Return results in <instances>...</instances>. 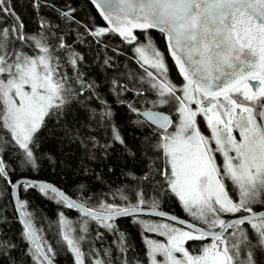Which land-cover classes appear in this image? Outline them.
I'll use <instances>...</instances> for the list:
<instances>
[{"label":"snow or ice","instance_id":"6c2138e0","mask_svg":"<svg viewBox=\"0 0 264 264\" xmlns=\"http://www.w3.org/2000/svg\"><path fill=\"white\" fill-rule=\"evenodd\" d=\"M89 3L106 26L82 23L70 5L57 8L48 0H30L38 27L29 32L14 6L0 0V183L12 189L26 242L21 261L13 255L17 245L0 235V264H55L56 249L36 227L18 188L51 194L81 214L76 226L59 214L60 238L73 264H259L258 255H264V0ZM43 8L55 12L63 27L39 15ZM70 24L77 25L74 43L84 44L90 37L99 45L115 35L133 46L142 73L120 74L116 68L108 83L117 102L136 115L135 125L147 129L135 151L100 95L101 86L82 70L85 56L66 39L64 29ZM153 29L163 35L183 77L179 86L168 77L165 55L149 35ZM137 31L144 34L143 41ZM112 61L105 56L103 65L113 69ZM123 93L148 102L147 93L153 97L151 106L141 111ZM91 103L96 107H89ZM163 106L167 109L156 110ZM198 118L210 135L201 131ZM93 126L110 135L100 137ZM46 131L81 148L88 160L107 158L119 144L126 154L141 159L142 174L125 173L132 177L131 186L110 188L99 196H90L88 185H78L79 199L50 183L13 181L10 154L35 169L40 136ZM81 171L87 175L92 169ZM165 195L177 198L191 221L161 210ZM118 217L131 218L143 233L163 239L142 233L144 250L138 253L120 232ZM90 223L114 235L113 245L103 247L104 232L99 230L90 239ZM96 242L99 248L92 246ZM189 242L200 243L189 247Z\"/></svg>","mask_w":264,"mask_h":264},{"label":"trees","instance_id":"16d2710c","mask_svg":"<svg viewBox=\"0 0 264 264\" xmlns=\"http://www.w3.org/2000/svg\"><path fill=\"white\" fill-rule=\"evenodd\" d=\"M48 2L54 3L57 8H65L70 5L76 9V19L82 23H95L97 26H106L97 14L94 6L89 3V0H48ZM9 5L14 6L15 12L23 20L26 30L29 32L36 31L37 14L30 6V0H8ZM39 15L47 17L49 20L61 23L56 20V13L50 8H43ZM68 33L66 39L69 43L73 44L81 54L85 56V62L82 70L86 71L91 79L97 81L100 87V95L108 101L111 105L113 112L115 113V123L120 129L121 135L124 136L128 147L133 151L136 150L137 145L143 139L144 134L147 133V129L139 128L135 125L134 121L136 115L128 111L126 104H120L117 102V97L109 90V79L113 75H117L116 68L120 70V74L126 72H133L137 76L142 73V69L136 64L134 59V53L132 51V45L123 43L121 38L115 35H109L103 38L102 44H96L90 37L86 38L87 42L79 44L73 42L75 40V34L77 30L76 24H70L69 28L64 29ZM83 28H79L80 32H83ZM137 36L140 39L144 36L143 33L137 31ZM149 35L152 37L153 42L159 46L163 53L167 57L168 65V77H172L173 81L183 80L175 73V68L172 66L170 59L167 56L165 45L160 37V33L155 30H150ZM108 45L107 48L104 45ZM113 49L118 51L114 52ZM105 56L113 58V64L115 68L109 69L103 65V59ZM122 82H127L122 80ZM132 88L134 85L129 84ZM147 101L144 98L137 97L134 93H123L122 98L127 102L137 104L140 109L144 107H150V101L152 96L145 94ZM139 101V103H137ZM89 107H96V104L91 103ZM158 109L166 110L167 106ZM83 123V119H81ZM51 127V124L49 125ZM99 132L100 137L104 139L108 138V135L104 131ZM99 138V137H98ZM62 138H53L51 132H43L40 136L39 147L37 148V155L39 160L38 166L34 169L31 166H25L23 168H17L18 164L23 165L16 158V154H10L7 162L9 169L12 172V179L15 180L19 177H28L37 180L49 181L74 199H79L78 185L86 184L91 188L90 196H99L101 193L107 194L109 189H115L117 187H125L132 185V177L125 175V173L132 172L134 175H141L144 165L141 163V159L130 156L123 151L122 146L119 144L114 145L107 158L101 156L99 159L88 160L81 148L76 145H70L67 142L61 143ZM104 142L103 140L101 141ZM82 167L92 169V172L85 174L81 171ZM14 170V171H12ZM99 177V179H97ZM75 194V195H73ZM19 195L22 200L28 202V211L32 214L33 221L38 229L41 230V235L45 238L48 244L54 246L55 242L59 243L60 249H56L55 262L57 264H73V256L62 245V241L59 234L58 221H54L56 213H64L69 221L73 224L76 220L81 219V214L75 209H68L62 204L57 203V200L52 198V195L45 196L39 192L38 189H29L24 191L23 188H19ZM94 206L95 201L91 202ZM180 202L177 198L171 195L163 196L161 200V208L164 210L177 213L183 217H186L184 212H181ZM149 217V216H144ZM142 217V218H144ZM158 220L159 217H155ZM50 223L55 226L54 230H49ZM120 232L126 234L128 241L135 248L138 253H142L144 250V242L139 230L131 218L120 217L116 222ZM138 225V224H137ZM140 226V225H139ZM91 230H97V228L90 225ZM22 230V224L18 219L16 212L12 205L10 188H6L3 183H0V235H4L11 239L13 243L17 245L13 255L18 257L21 261L24 259V248L26 242H21L20 234ZM103 247L107 248L113 245L116 237L111 233L104 230ZM95 236L90 234V239H94ZM155 239H157L154 236ZM159 239V238H158ZM200 242H189V247H198ZM93 247L99 248L100 242H96ZM61 251L63 254L60 255ZM259 264H264V255H258Z\"/></svg>","mask_w":264,"mask_h":264},{"label":"bare ground","instance_id":"6f19581e","mask_svg":"<svg viewBox=\"0 0 264 264\" xmlns=\"http://www.w3.org/2000/svg\"><path fill=\"white\" fill-rule=\"evenodd\" d=\"M181 205V204H180ZM181 207V206H180ZM161 210H164V208H161ZM181 212H182V210H181ZM173 213V212H172ZM175 215H177V216H179V217H182L181 215H179V214H177V213H174ZM59 219H60V216H59V213H56V218L54 219V221H59ZM143 219H147V220H154V221H158V222H161L160 220H158L157 218H155V217H144ZM79 220H76V223L75 224H73V226H76V224H77V222H78ZM91 225V224H90ZM90 225H89V227H90ZM136 225V227H137V229L139 230V233L141 234V236H142V233H143V229H142V227L141 226H139V225H137V224H135ZM55 229V226L53 225V224H51L50 223V228H49V230H54ZM90 234L92 235V236H95L96 235V231L95 230H91L90 231ZM144 235H150V233H143ZM20 237H21V234H20ZM150 237H152V238H154V236H150ZM163 238V237H162ZM20 240H21V242H24L21 238H20ZM55 249H60V245H59V243H57V242H55V244H54V246H53ZM59 251V250H58ZM59 252H61V251H59ZM61 254H63L62 252L60 253V255Z\"/></svg>","mask_w":264,"mask_h":264},{"label":"water","instance_id":"95a60500","mask_svg":"<svg viewBox=\"0 0 264 264\" xmlns=\"http://www.w3.org/2000/svg\"><path fill=\"white\" fill-rule=\"evenodd\" d=\"M104 23L106 24V22L104 21ZM154 30H156V29H154ZM158 31V30H157ZM166 44V43H165ZM167 46V45H166ZM171 58V57H170ZM172 59V58H171ZM172 61H173V63H174V60L172 59ZM175 64V63H174ZM176 66V65H175ZM176 69H177V71H178V68H177V66H176ZM144 110V109H143ZM142 110V111H143ZM15 181H20V182H26V181H32V182H44V181H38V180H32V179H29V178H27V177H19L17 180H15ZM46 183H48V182H46ZM51 184V183H50ZM53 185V184H52ZM56 187V186H55ZM59 189V188H58ZM11 192H12V189H11ZM12 197V196H11ZM12 199H13V203H14V205L16 204V201H15V198L14 197H12ZM163 211H165V212H167L170 216H176V217H178L179 219H184V220H186L185 218H183V217H179V216H177V215H175L174 213H172V212H170V211H167V210H163ZM18 215H19V217H20V214H19V212H18ZM118 218H120V217H118ZM118 218H116V219H118ZM189 221V220H188ZM56 264V263H55Z\"/></svg>","mask_w":264,"mask_h":264},{"label":"flooded vegetation","instance_id":"af4514ba","mask_svg":"<svg viewBox=\"0 0 264 264\" xmlns=\"http://www.w3.org/2000/svg\"><path fill=\"white\" fill-rule=\"evenodd\" d=\"M179 83H181V81H177L176 84L179 86ZM173 115V114H172ZM174 117V115H173ZM199 119V122H200V128H201V131L205 134V135H210V132L209 130L207 129L204 121H203V118H198ZM217 160L218 162H222V157H220L219 155H217Z\"/></svg>","mask_w":264,"mask_h":264},{"label":"rangeland","instance_id":"374dc122","mask_svg":"<svg viewBox=\"0 0 264 264\" xmlns=\"http://www.w3.org/2000/svg\"><path fill=\"white\" fill-rule=\"evenodd\" d=\"M23 167H25L24 165H19L18 164V166H17V168H23ZM181 210H182V212H184L185 214H186V218L188 219V220H190L191 221V217L190 216H188V214L183 210V207H182V205H181ZM161 222H167L165 219H162V218H160L159 219ZM116 222H117V220H116ZM95 228H97V230H99V231H102L103 229H100L99 228V226H94ZM103 232V231H102ZM109 233V232H108ZM155 236L157 239L159 238V239H163L162 237H160V236H158L157 234H155V233H150V235L149 236ZM199 246V245H198Z\"/></svg>","mask_w":264,"mask_h":264}]
</instances>
